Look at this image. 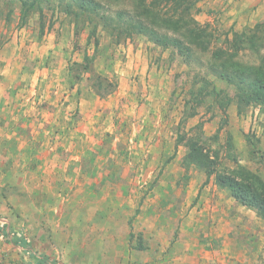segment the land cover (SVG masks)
<instances>
[{"label":"rangeland","instance_id":"374dc122","mask_svg":"<svg viewBox=\"0 0 264 264\" xmlns=\"http://www.w3.org/2000/svg\"><path fill=\"white\" fill-rule=\"evenodd\" d=\"M68 1L0 0V85L19 89L9 107L55 119L23 130L46 135L35 164L2 166L0 264H264V219L186 164L177 140L199 137L218 151V169L264 181V108L239 112L234 88L210 68L235 32L256 33L264 50V11L198 0L193 17L212 38L187 63L142 34L117 42L75 3L80 15L66 14ZM96 1L113 19L137 2ZM244 45L236 59L257 64ZM213 90L231 97L225 111Z\"/></svg>","mask_w":264,"mask_h":264},{"label":"trees","instance_id":"16d2710c","mask_svg":"<svg viewBox=\"0 0 264 264\" xmlns=\"http://www.w3.org/2000/svg\"><path fill=\"white\" fill-rule=\"evenodd\" d=\"M197 1L137 0L133 9H120L114 14V19L103 9L100 10L101 4L96 0L68 1L64 11L68 15L78 17L80 14L72 8L71 2H73L78 6V10L84 13L85 21L93 23L98 20L96 24L102 21L103 27L117 42L132 34H142L156 45L172 46L184 61L190 63L194 60V48L207 51L212 38L208 24H200L193 17L192 9L197 10L195 7ZM32 5L30 4L28 9H31ZM263 24H257L256 30ZM95 29L94 26L92 33ZM259 40L254 32L249 34L235 32L228 47L215 49L211 54L217 62L210 66L211 71L234 88L233 98L239 112L251 104H258L264 108V50L260 49ZM245 43L258 55L257 64H247L236 59L239 51L245 48ZM203 89L205 90V87L200 89L199 96L195 98L197 104H200L204 98ZM220 92L222 90L213 95L220 97ZM231 100L228 95L221 96V100H218L219 107L225 111L226 105ZM190 115H194V112ZM177 140L187 147L186 164L203 170L207 177L213 176L214 181L226 187L236 201L255 209L264 219V181L259 176L242 167L231 171L218 169V151L207 149L199 137H186L184 134L178 135Z\"/></svg>","mask_w":264,"mask_h":264},{"label":"crops","instance_id":"0c3cea01","mask_svg":"<svg viewBox=\"0 0 264 264\" xmlns=\"http://www.w3.org/2000/svg\"><path fill=\"white\" fill-rule=\"evenodd\" d=\"M253 7L257 10L256 13L264 11V4L261 0H247V11H250ZM4 70L5 68L2 69L3 75ZM13 74L15 73L9 70L3 78H9ZM9 87H13L14 89L8 90ZM18 90L19 89L15 86L0 85V125L5 131L4 134L0 133V172L4 170L2 166L5 168H7L6 166H20L21 162L25 164V166L31 163L35 164L34 161L29 160L31 158V153L32 151L35 152V150L40 151L41 145L38 146V142L45 138L46 135L44 133L42 134L44 130L38 131L37 134H32V129L31 134H25L23 130L27 127L36 125L42 127V125H44L43 122H47L52 129L55 124V119L53 117H44L43 107L40 108L30 105L29 108L25 107L22 109L23 106L20 105V108L13 106L10 108V93H16L15 95H18ZM52 114H54V112L49 113V116H52ZM48 131L49 130H47V132ZM25 159H27L26 163H24ZM18 160L19 162H17Z\"/></svg>","mask_w":264,"mask_h":264}]
</instances>
